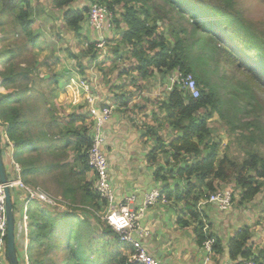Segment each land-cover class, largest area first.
Wrapping results in <instances>:
<instances>
[{
	"label": "trees",
	"instance_id": "obj_1",
	"mask_svg": "<svg viewBox=\"0 0 264 264\" xmlns=\"http://www.w3.org/2000/svg\"><path fill=\"white\" fill-rule=\"evenodd\" d=\"M77 1L79 0H48L47 6L42 3V0H0V44L2 47L0 60H4L0 73V86L11 89L15 98L12 100L11 95H7L0 100V120L7 125V136L16 147L14 161L21 167V178L24 183L35 186L34 184L38 181L36 172L43 170L47 173L46 175L54 176L52 180L56 183L57 176L59 177L61 180L59 187H62L65 193L78 192L81 202L85 201L87 202H84L85 204L89 203L88 205L91 204L95 208L99 203L97 195L93 192V183L80 184L85 179L83 172L88 170L86 149L90 145L88 131L91 121L88 125L84 124L82 114L61 116V118L65 117V120L58 117L51 118L50 126H60L58 133L61 136V145L58 150L49 149L52 152V158H58V161L40 165L39 150L37 149L34 152L36 155L32 157L29 156L31 149H27V147L35 146L44 137L42 135L44 133L40 131L43 125L37 118L39 95L31 88L19 84L21 79H26L29 74L35 73L37 62L35 53L31 50L35 49L39 43H47L50 39L58 40L59 32L63 28L76 37H81L79 35L82 29L81 24L86 20L88 10L73 8V4ZM87 1L91 3L90 5L97 3L106 6L112 13L110 31L115 30V25L121 30L119 42L115 40L116 34L115 38L110 36V44L113 43V47L105 46L109 55L103 58L98 66L109 65L103 68H108V72L119 71L122 68L118 72V77L131 74L130 79L133 85L151 78L154 71L169 73L178 69L183 74H191L197 88L200 86L198 97L195 99L184 90L175 87L162 103L165 112L163 120L168 124L172 134H170L172 138H169L167 143L161 140L162 135L153 127L144 126L143 135L154 140V146L147 154V160L154 165L153 177L157 182L156 187H159L164 195L165 202L171 201L173 204L181 205L179 214L186 218L182 219L183 224L188 225L189 222L196 224L199 231L197 240L199 244H202L204 238L202 221L205 220L207 223L209 221L204 214L198 212L197 204L220 192L216 189L217 183H227L232 178L235 186L242 191L236 203L233 202L234 195H231L229 209L236 210L259 193L261 184L256 179L264 181V160L254 153H250L249 158L242 164H235L226 157L218 158L217 145L211 139L210 127L207 124L208 118L212 112L224 119L228 115L236 116L246 111L236 106L237 102L227 100L219 89L212 85L213 83L210 84L209 73L202 68L203 60L216 52L219 57L222 56L225 59V62L233 66L236 72H241L248 83H253L251 82L253 78L257 79L263 74L250 62L238 58L228 40L218 31L220 27L218 23L196 11L202 9L201 7L224 11L221 5H217L227 1L216 0L214 4L205 0ZM113 5L123 6V13L116 15ZM197 6L198 8H195ZM6 19L9 21L6 22ZM41 20L45 22L41 23ZM46 20L53 21L52 30L55 32H50L51 26ZM158 22L167 25L166 33L162 30V32L157 31ZM87 42L90 45L87 48L93 50L90 62H95L99 57V50L94 48L96 43ZM117 60L134 61L135 64L133 66L125 64L120 68V64H114ZM80 67L77 65L75 69L82 74ZM133 73L136 74L133 75ZM103 76L105 77V74ZM116 87L118 88H112L110 91L124 88ZM240 87L246 99H254V93L247 83H240ZM32 95H34L33 98ZM132 97L133 94L121 92L115 95L114 101L111 100V102L114 106L127 109ZM226 103L231 105L230 110H227L229 106ZM51 106L49 104V107ZM131 115L137 117V111ZM250 122L232 125L230 131L234 132L237 129L248 131L251 130L250 127H253L250 135H254V138H248V140L250 142L257 140L264 146L262 122L258 119ZM30 125L36 128V133L31 134L28 131ZM49 143L54 147L52 142ZM69 150L75 154V160L72 163L67 162ZM56 151H59L58 154L53 153ZM159 156H163V164L156 162ZM77 164H79L78 173L74 170ZM247 168L253 171L255 176H248ZM234 203L235 206H232ZM33 206H31L32 209ZM40 210L39 224L35 226L30 253L29 249L27 250L30 264L51 263L48 254L55 255L60 249L69 245L72 234L78 232L83 234L77 240V250L69 252V261L72 264H131L128 261L126 246L118 242L116 235L98 217L89 214L95 222L93 225L87 221L88 217L85 213L82 214L84 219H78L68 212L60 211L61 213L54 214L46 209ZM82 212L86 211L82 210ZM95 225L98 228H95ZM57 226L66 227L65 231L52 232V228L55 230ZM91 226L96 229L94 231L96 234L97 230L101 232L95 236L97 238L95 243L100 245L98 248L100 251L96 250L95 255H92L90 259L91 247H94V241L88 239L93 234ZM209 236L215 239L213 251L219 253L222 250L220 241L214 234L210 233ZM82 237L88 243L86 248L82 245ZM250 240L251 226L245 225L226 244L228 257L236 261L253 257L256 264H264V249L250 246ZM100 258L106 259V262L100 261Z\"/></svg>",
	"mask_w": 264,
	"mask_h": 264
},
{
	"label": "crops",
	"instance_id": "obj_2",
	"mask_svg": "<svg viewBox=\"0 0 264 264\" xmlns=\"http://www.w3.org/2000/svg\"><path fill=\"white\" fill-rule=\"evenodd\" d=\"M61 32L62 30L59 32V37H61ZM56 42L50 40L44 44L39 43L35 49L31 50L32 52H35V59L37 62L35 73L29 74L28 78L21 79L19 82L20 85L31 88L39 95L37 100V118H39L43 125L40 131L44 133L42 134L44 137L40 142H37L39 145L41 144L40 146L36 143L35 146L27 147V149H31V154H29V156L32 157L36 155L34 152H36L37 149L39 150L40 165L42 166L58 161V158H52V152H50L49 149L58 150L61 145V136L58 133L60 126H50L49 122H51V118L58 117L61 120H65V117L61 118V116L82 114L81 116L84 118V124L86 123L88 125L90 122V118L86 115L87 104L84 95L82 90L77 86V80L82 74L78 72L69 73V75L72 76L71 80L73 81L71 83H66L67 80L64 78L66 70L64 71L63 67L65 61L63 60V65H58L57 58L59 56L57 55L54 57L53 53L54 44H56ZM1 50L2 47L0 44V52ZM3 64L4 60H0V73L2 72ZM72 69L75 70L74 67ZM108 71V68L104 69L103 74H105V77L100 75L97 79L89 78L88 80L89 83L91 82L90 84L94 86L92 92L98 96L100 102L98 105H104L111 100L114 101L115 95H117L114 94V92L121 93L123 90L114 89L113 91H110V89L118 88L116 86L124 87L123 85L127 86L128 84L125 80H120V77H118L116 72L117 70L111 72ZM87 72L88 71H86V74H88ZM96 73L102 74L99 71H96ZM135 74L136 73H133V75ZM158 77V73L154 72L149 81H155V79H159ZM123 78L130 79L125 75H123ZM159 81L160 79L158 82ZM130 90L132 89L128 86L127 91ZM7 95H11L10 98L12 100L15 99L14 94L11 93V89H5L0 86V100ZM27 96L29 95L27 94ZM31 97L33 98L34 95ZM140 99L139 96L133 94L127 108L131 109V106L137 104ZM49 104L52 106L49 107ZM137 117L139 121H136L132 115L128 114V109L117 107L116 105L108 123L104 126L103 135L105 136V148L109 159L110 180L118 198L134 195L136 196V200L140 201L145 193L156 188L157 182L153 177L154 165L147 160V154L153 148L154 140L153 138L145 137L143 135V115L137 113ZM77 125L79 124L77 123ZM151 125H154V121H151ZM3 130L7 133V125L0 120V131ZM28 131H30L31 134L37 132L33 125L29 126ZM48 140L54 144V147L50 145ZM13 146L14 158L16 147L14 144ZM58 152L59 151L53 153L58 154ZM67 154V162L72 163L75 160L74 152L69 150ZM156 162L158 164H163V156H159ZM78 167L79 164L74 168L77 173L79 172ZM5 169V171H7L6 167ZM44 172L45 171L43 170L36 172L38 180L41 182H45L48 179L52 180L54 176L46 175L47 173ZM83 174L85 179L84 182H81L80 184H84L85 182L94 183L93 172L88 169L84 171ZM56 181L57 183L52 180V182L58 187V191L54 195L49 194L47 192L49 190L46 188H42L41 186L38 187L42 188L51 196L61 198L67 203L68 207L74 208V210L80 209V204L76 202L77 199L80 200V194L78 192L75 194H70L69 192L65 193L62 187H59V182L61 180L58 176ZM64 194H66V196ZM179 208L181 209L179 203L173 204L171 201L156 203L154 206L148 208L140 219L141 227L148 231V237L143 240L142 244L149 254L164 264H234L236 262V260H232L228 257L226 244H228L229 239L239 231L236 227H240L242 223L244 226L248 225L247 221L240 214L243 209L242 207L240 208L241 210L231 208L226 212H218L210 207L205 208L204 215L209 221V233L214 234L218 238L222 247V250L219 253L213 251L208 262H205V254L201 248L202 244H199L197 240V234L199 231L196 228V224L191 222H189L188 225L183 224L182 221L186 218L184 215L179 214ZM33 209H35L38 214L41 212L40 207L37 206V204L33 206ZM84 213L88 217L87 221L94 225L95 222L92 217L87 212H81V214ZM82 219H84V217ZM16 225L18 226V230L15 229V243L16 241L18 243V238L20 239V234L22 232L21 227L23 226H20V223L15 224V226ZM255 229L254 226H251L250 246L257 248L259 244L262 243L261 241H264V238L260 237L257 239L258 241L253 243V231Z\"/></svg>",
	"mask_w": 264,
	"mask_h": 264
},
{
	"label": "rangeland",
	"instance_id": "obj_3",
	"mask_svg": "<svg viewBox=\"0 0 264 264\" xmlns=\"http://www.w3.org/2000/svg\"><path fill=\"white\" fill-rule=\"evenodd\" d=\"M47 1L48 0H42V3L47 4L48 6ZM205 1L210 4H214L216 2V0ZM224 1H227V3H221L217 5H221V9H223L224 11L211 10L207 7H201L202 9H197L196 11H198V13L204 16L205 18L211 19L212 21L218 23L220 25L218 31L222 34V36H224L228 40L229 44L233 47L238 58L250 62V64H253L256 67L257 71L263 74L258 76L257 79L253 78L251 80V82L253 83H248L246 81L247 78H244L241 72H236L234 67L225 62V59L222 56L219 57L216 52L203 60L204 64L202 65V68L207 70V72L209 73L210 84L213 83L212 85H215L219 89L223 97L234 103L237 102L236 106L246 111V113L237 114L236 116L228 115V117H225L224 119H221L220 116L212 112L207 120V124L209 125L211 131V139L217 145L218 158L226 157L235 164H242L249 158L248 156L250 153H254L257 157L264 160V146L257 140L254 142H250L248 140V138H254V135H250L251 130L254 129L253 127H250L251 130L248 131H245L244 129H237L234 132L230 131L232 125L237 126L241 122L251 123L250 121H253L254 119L260 120L263 124L262 126H264V0ZM90 4L91 3L87 0H79L75 4H73V8L81 10L86 8V10H89ZM122 8L123 6L113 5V10L118 16L123 13L124 8ZM195 8H198V6ZM8 21L9 19H6V22ZM43 22H45V20H41V23ZM46 22L49 26H51L50 32H52L53 21L46 20ZM149 24H151V21H149ZM157 24L159 26L157 31H164L166 33L167 25L161 24L160 22H158ZM81 28L82 29L80 30L79 34L81 37H76L66 28H63L61 32V37H59L58 40L50 39L54 42H56L57 40L56 44H54V57L57 55L59 56V59L57 58V64L63 65L65 61L63 67L64 71L66 70V73L64 75L65 80H67L66 83H71L73 81L71 80L72 76L69 75V73H77L72 68H75L77 65L81 66L80 69L82 71V75H80V78H78L77 80V86L79 87V89H81L80 84L83 78L87 80H89V78L97 79L98 76L103 75V68L109 66H98L99 62L103 59L101 58V56L98 57L97 61L90 62V57L93 55V50L91 48H87L88 46H90L87 41L91 43H97V41H100L104 38V46L113 47V43L110 44V38L114 37L115 34L116 38H114L117 42H119L118 40H120L121 38V30L120 28L118 29L116 25L115 30L110 31L109 29L110 32L107 31L98 33L90 28L86 18L83 24H81ZM122 28L124 29V27ZM166 39L169 42V38L167 36ZM94 48L96 47L94 46ZM96 50L108 51L106 47H102L101 49L96 48ZM110 61L112 62V59ZM114 64H120L119 66L121 68L124 67L125 64H128V66H133L135 62H127L125 60L120 62L117 60ZM86 71H88V74H86ZM96 71H99L102 74H97ZM116 72L118 74V71ZM154 72L156 73V71ZM170 73L171 72L158 73V78L160 79L159 82V79H155V81L153 80L152 82H150L149 78L145 81H142L141 83H138L137 85H133L131 83V79H125L123 77H120V80H125V82H128L127 86H124L125 90L123 88L124 93L136 94L141 98L137 102V104L131 106V109L127 108L128 114L131 115V113L133 114L137 110V113L143 115V125L153 127L157 133H160V135H162L161 140L165 143L169 141V138H172L171 129H168V124H166L163 120L165 112L162 107V103L165 102L164 100L167 99V96L172 91V89H168V77L171 75ZM127 76L129 78L132 77L131 74H127ZM166 79H168V82L166 81ZM240 83H247L248 87L254 93V99L245 98L242 92L243 89L240 87ZM128 86L132 90L127 91ZM198 88H200V86ZM114 94H119V92H114ZM226 105L229 106L227 107V110H230L231 105L229 103H226ZM230 114L232 113L230 112ZM151 121H154V125H151ZM246 174L251 177L255 176L254 172L249 170V168H247ZM256 180L261 184L259 193H257L251 201L244 203L242 207L243 209L240 212L241 216H243V218L247 221V224L256 228L253 231V243L258 241L257 239L260 237L264 238V181L262 179ZM34 185L46 188L47 190H49L47 191L49 194L54 195L55 193H57L58 187L54 182H52L51 179H48L45 182H41L40 180H38ZM216 189L217 191L220 190L224 192H230L231 195H234L233 202L235 203L237 202V199L241 196L242 192L239 190L238 187L235 186V182L232 178L227 183L218 182L216 185ZM76 202L80 204V209L77 210H80L81 212L82 210L86 211L84 207L90 206L88 204H84L85 201L81 202L79 199H77ZM235 203L232 206H235ZM51 212H53L54 214L61 213L57 209H54ZM15 215V224L20 223V226H23L21 215L17 212ZM29 218L25 225L27 226V236L24 237V227H21L22 232L20 234V239L18 238V243L16 241V246L18 248L16 255L19 264H30L29 257L27 255V250L29 249L30 253V247L32 246V241L35 234V226L39 224L38 212L33 210L32 207L29 210ZM242 224L240 227H236V229L241 230L242 227H244V224ZM65 228L66 227L64 226H57L55 230H53L52 228V232L55 233V231H57V233H59L58 231H65ZM95 228H98V226L95 225ZM15 229L18 230L17 225L15 226ZM91 230L93 231L94 235L91 234L88 239H90V241H94V247H91L92 254L89 255L90 259L92 255H95L96 250H99L98 248H100V245L95 243V240L97 239L95 236H98L97 234L101 232L97 230L96 234L94 232L96 231V229H94V227L92 226ZM85 233L88 234V232L86 231ZM82 234V232L73 233L72 238L69 241V245L60 249L57 253H55V255L48 254L51 259V263L48 264H72L69 261V252H71L72 250H77V240L79 239V236L81 237ZM261 242L262 243H260L258 247L259 249H264V241ZM25 243L26 247H24ZM82 245H84L83 247L85 248L86 245H88L86 239L83 237ZM101 260L106 262V259L104 258H100V261Z\"/></svg>",
	"mask_w": 264,
	"mask_h": 264
},
{
	"label": "built area",
	"instance_id": "obj_4",
	"mask_svg": "<svg viewBox=\"0 0 264 264\" xmlns=\"http://www.w3.org/2000/svg\"><path fill=\"white\" fill-rule=\"evenodd\" d=\"M111 20L112 13L106 6L97 3L89 6L87 23L92 30L98 33L110 32ZM104 45L105 41L103 38L97 41L96 48L101 49L105 47ZM108 55V51H99L101 58H105ZM170 74L168 77L169 82L166 79L169 83L168 89L173 90L177 87L187 92L191 98L195 99L198 97L197 84L191 74H183L178 69L173 70ZM80 88L84 93V99L87 104L86 115L92 123L88 131L90 145L86 149V165L93 172V192L97 195L99 203L95 208L89 206L84 207V209L90 215L98 217L116 235L118 242L126 246L128 261L131 264H164L149 254L144 248L142 242L148 237V231L140 225V219L148 208L154 206L156 203L165 202L164 195L159 190V187H156L145 193L140 201H137L134 195L118 198L110 180L109 159L105 148V136L103 135L104 126L108 123L115 106L111 101L106 102L104 105H98L100 103L98 96L92 92L94 86L87 79L83 78ZM132 117L136 121H139L138 117ZM13 147V143L9 140L6 131H0L1 155L4 168H7V171H5L6 185L0 182V264H9L6 247L5 186L10 192L14 213L16 214L17 212L21 215L24 237L27 236V226L25 225L29 218V210L35 204L40 209L49 211L57 209L62 212H68L78 219L83 218L81 211L73 210V208L69 209L70 207L61 198L51 196L42 188L29 186L22 181L20 166L13 158ZM230 205V192L220 191L200 201L197 204V210L200 214H204L205 208L210 207L218 212H226L229 210ZM15 214L14 216L16 217ZM202 222L204 240L201 248L205 254V262H208L210 256L213 254L215 239L209 236L208 223L205 220ZM24 247H26V243ZM234 264L256 263L253 257H251L249 259H240Z\"/></svg>",
	"mask_w": 264,
	"mask_h": 264
},
{
	"label": "water",
	"instance_id": "obj_5",
	"mask_svg": "<svg viewBox=\"0 0 264 264\" xmlns=\"http://www.w3.org/2000/svg\"><path fill=\"white\" fill-rule=\"evenodd\" d=\"M6 172L2 160L1 149H0V182L6 185ZM5 197V216H6V247H7V260L9 264H19L16 255V243H15V216L13 210V204L8 188L4 187Z\"/></svg>",
	"mask_w": 264,
	"mask_h": 264
}]
</instances>
